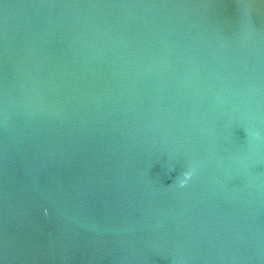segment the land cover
Segmentation results:
<instances>
[{
	"label": "water",
	"instance_id": "95a60500",
	"mask_svg": "<svg viewBox=\"0 0 264 264\" xmlns=\"http://www.w3.org/2000/svg\"><path fill=\"white\" fill-rule=\"evenodd\" d=\"M0 264H264V0H0Z\"/></svg>",
	"mask_w": 264,
	"mask_h": 264
},
{
	"label": "clouds",
	"instance_id": "9594fccd",
	"mask_svg": "<svg viewBox=\"0 0 264 264\" xmlns=\"http://www.w3.org/2000/svg\"><path fill=\"white\" fill-rule=\"evenodd\" d=\"M192 174L193 173L191 171L183 173L182 178L177 179L178 185L180 187H184L186 185L187 181L191 178Z\"/></svg>",
	"mask_w": 264,
	"mask_h": 264
}]
</instances>
